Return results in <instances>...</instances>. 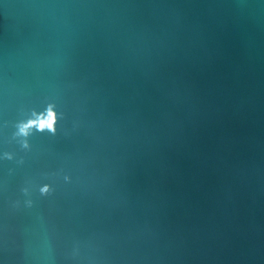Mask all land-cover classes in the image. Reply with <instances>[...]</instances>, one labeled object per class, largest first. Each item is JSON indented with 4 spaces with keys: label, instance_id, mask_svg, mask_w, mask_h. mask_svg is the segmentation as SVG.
<instances>
[{
    "label": "water",
    "instance_id": "water-1",
    "mask_svg": "<svg viewBox=\"0 0 264 264\" xmlns=\"http://www.w3.org/2000/svg\"><path fill=\"white\" fill-rule=\"evenodd\" d=\"M0 264H264V0H0Z\"/></svg>",
    "mask_w": 264,
    "mask_h": 264
},
{
    "label": "clouds",
    "instance_id": "clouds-1",
    "mask_svg": "<svg viewBox=\"0 0 264 264\" xmlns=\"http://www.w3.org/2000/svg\"><path fill=\"white\" fill-rule=\"evenodd\" d=\"M53 123H54V117H53L52 114L50 113L48 119H46V120H42V121L39 123V127L42 128V129L45 128V127H47L48 129H52V128H53ZM26 127H27V126L22 127L21 131H22V132L26 131ZM44 190L46 191L47 189H44Z\"/></svg>",
    "mask_w": 264,
    "mask_h": 264
}]
</instances>
